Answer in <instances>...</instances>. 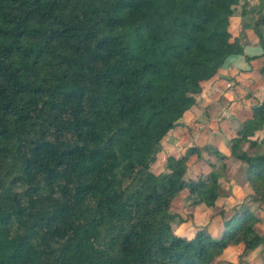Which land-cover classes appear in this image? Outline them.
<instances>
[{
    "label": "trees",
    "instance_id": "1",
    "mask_svg": "<svg viewBox=\"0 0 264 264\" xmlns=\"http://www.w3.org/2000/svg\"><path fill=\"white\" fill-rule=\"evenodd\" d=\"M239 2L0 0V264H246L264 247V105L227 141L231 160L190 147L157 166L204 85L242 54ZM203 153L227 177L242 169L250 201L229 216L214 164L186 178ZM184 191L190 219L174 207ZM198 202L210 223L178 233Z\"/></svg>",
    "mask_w": 264,
    "mask_h": 264
},
{
    "label": "crops",
    "instance_id": "2",
    "mask_svg": "<svg viewBox=\"0 0 264 264\" xmlns=\"http://www.w3.org/2000/svg\"><path fill=\"white\" fill-rule=\"evenodd\" d=\"M259 17L263 18L259 30L264 37V0H240L235 7L231 32L242 47V54L230 57L217 77L204 85L202 93L197 96V105L180 121V126L171 131L162 142L163 152L157 166L164 165L167 155L181 156L190 147L214 149L229 160L232 159L227 148V140L237 134L241 124L252 115L254 108L264 105V49L260 38L253 30ZM205 163L221 167V162L214 155L203 153L201 162H190L186 178L193 180L198 178L200 170L207 169ZM222 173L218 183L220 197L216 204L229 216L235 207L234 200L241 201V204L249 202L250 198L247 197L245 185L240 181L242 169L238 164H233L230 176H225L223 171ZM221 182L225 184L224 187L221 186ZM188 195L189 193L184 191L174 203L175 210L180 215L187 213L192 203L187 199ZM200 205L198 202L192 213L193 218L181 225L178 233L188 234L191 232V226H207L210 223L213 211L205 212L206 216H201ZM259 205L251 204V210H255ZM262 207L264 208V205ZM207 216L209 217L206 218ZM182 217L184 218L183 215ZM260 217L263 218L260 228L264 231V214L261 212ZM217 224L214 220L209 229L214 235L220 230V225ZM263 249L261 246L250 251L253 254L252 258L247 256L248 252L243 258L246 264H264V254L260 255ZM230 261L229 264H238L234 256L230 257Z\"/></svg>",
    "mask_w": 264,
    "mask_h": 264
},
{
    "label": "rangeland",
    "instance_id": "3",
    "mask_svg": "<svg viewBox=\"0 0 264 264\" xmlns=\"http://www.w3.org/2000/svg\"><path fill=\"white\" fill-rule=\"evenodd\" d=\"M258 30H259V27H258ZM259 32H260V30H259ZM260 34L261 35H263L262 34V32H260ZM263 68H264V66H263ZM228 141V140H227ZM218 162V161H217ZM213 171L215 172V173H217V174H219V175H223V173H222V170H221V167H220V165H217V167H214V169H213ZM197 178H195V180H196ZM198 181V180H197ZM221 186L222 187H224L225 186V184L223 183V182H221ZM234 203H235V207L236 208H238L239 207V205H240V202L241 201H233ZM224 208H227V207H224ZM220 209H221V207H220ZM227 210L230 212L231 210L229 209V208H227ZM210 211H213V209L212 208H210V207H208V206H206L204 203H201V205H200V212H201V216H206V214H205V212H210ZM190 213H185V214H181V215H183L184 217H185V215H186V217H187V219H190V217H188L187 215H189ZM212 214V213H211ZM230 214V213H229ZM210 216V215H209ZM209 216H207L206 218H208ZM215 238H218V235H215ZM249 258L251 257H253V254H252V252H249L248 253V255H247Z\"/></svg>",
    "mask_w": 264,
    "mask_h": 264
}]
</instances>
